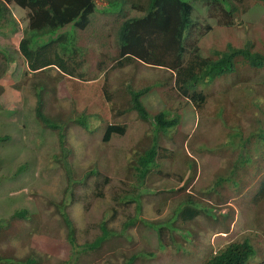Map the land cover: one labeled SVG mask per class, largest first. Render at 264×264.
Segmentation results:
<instances>
[{
	"label": "rangeland",
	"instance_id": "374dc122",
	"mask_svg": "<svg viewBox=\"0 0 264 264\" xmlns=\"http://www.w3.org/2000/svg\"><path fill=\"white\" fill-rule=\"evenodd\" d=\"M194 4V18L203 26L207 24L197 33L202 55L212 57L214 50L225 49L228 43L242 47L249 41L254 44L255 50L264 52V4H243L236 17L241 23L234 26L221 25V16L211 15V7L204 1H194ZM14 10L17 18L21 16L27 19V11L19 7ZM121 10V5H117L115 11ZM130 11L132 13L134 9L130 7ZM101 13L98 10L96 14ZM112 18L103 33L108 34L112 26L120 25L121 21ZM25 26L26 23L19 27L13 25L0 28V57L5 58V62L7 58V72L0 80V84L5 87V93L0 96V136H8L11 140L0 143V175L3 179L0 183V219L22 209L38 217L33 221L20 219V229H16V233L9 231L7 234L11 241L1 240V256L10 255L19 259L27 255L29 249L34 248L46 254L53 264H63L69 260L74 249L68 240V228L62 220L64 207H67L76 224L78 243L93 237L97 229L96 223L103 216L110 219L109 225L120 227V220L113 221L112 214L109 213L110 202L122 186V177L128 172L130 158L135 153L132 150H143L137 148L141 140L151 145L150 140L155 134L150 125L154 124L152 116L162 107L161 110L171 114L170 116H176L177 121H180L173 128V133L158 134V143L165 157H158L160 165L152 168L142 185L144 194L140 215L147 220L146 223H150L139 222L120 238V247L111 249L115 254V258L111 259L112 264H121L125 259L124 254L133 251L139 254L154 253L148 258H139L134 264H202L211 252L219 249V236H226L227 242L249 236L256 250V258L252 263L264 260V196L258 203L255 201L261 181L264 180V163L255 162L254 157V161L240 170V189L232 181H227L225 185L216 187L219 194L206 192V189L214 187L218 174L227 173L226 168H230L229 159L238 155L235 146L231 148L223 145L225 134L232 128L235 130L237 126L245 130L247 136L258 129L254 114L257 108L252 105V96L260 92V89L259 95H264V71L256 72L245 65L236 74L205 87V92L211 98L202 113H198L193 104L181 101L175 94L168 97L169 86H158L142 97L143 103L152 108H149V121L143 120L135 112L115 118L117 94L109 101L103 97L101 102L96 101L90 94V83L97 82L102 86L99 79L106 74L109 64L101 67L98 60L90 63V48L83 51L87 61L82 69L83 74L78 73L81 78L78 86L67 78L62 79L57 83L55 98L48 82L27 73V63L19 49V42L25 35ZM67 28L71 31L76 29L73 25ZM65 30H60L53 37L59 36ZM114 37L117 36H113L111 43L115 42ZM49 39L50 37H46L38 41L46 42ZM87 46L90 47V43ZM191 50L189 48V52ZM110 64L111 69L113 63ZM47 71L54 77L51 69ZM94 71L95 76L90 79ZM33 74L37 73L32 72ZM167 74L168 71L143 62L131 64L112 72L114 90L119 88L116 83L120 78L133 75L136 79L135 88L138 89L145 86L139 87L140 84L163 78ZM34 81L39 90L44 91L45 108L51 116H59L63 128V124H67L68 145L72 148L67 157L71 176H68L65 154L58 138L59 130L46 128L36 119L37 97L32 87ZM226 89L229 90L225 93ZM82 115L86 116L87 126L77 123V120H82ZM257 116H260L259 111ZM117 119L121 124L127 125V133L123 136L115 135L112 142L106 144L102 141V136L108 124L118 122ZM256 139L253 138V141ZM99 158L102 161L99 162ZM22 164L26 165L25 169L20 175H15ZM94 165H97L100 174H92L86 181L80 182L79 178L85 176ZM159 171L168 176L161 175ZM180 176L184 177L181 182ZM105 177L110 178L104 189L106 196L98 198L94 194L99 191L96 183L99 181L102 184ZM181 187H185V192H191L206 204L220 205L217 198L221 194L220 190L231 198L230 205L234 214L229 223V232L220 231L212 226L214 222L209 218L200 217L192 226L197 231L196 239L188 242L185 232L177 228L180 220H175L178 217L175 210H181ZM169 190H175L176 193L168 194ZM169 196L170 199H167ZM137 205L135 202L129 207L120 208L130 209L133 213L137 211ZM57 206L60 210H57ZM223 211L227 212L228 209ZM121 216V213H117L116 219ZM165 222L171 230H175H167L162 241L159 228ZM34 226L41 227L42 233L30 235L29 228Z\"/></svg>",
	"mask_w": 264,
	"mask_h": 264
},
{
	"label": "trees",
	"instance_id": "16d2710c",
	"mask_svg": "<svg viewBox=\"0 0 264 264\" xmlns=\"http://www.w3.org/2000/svg\"><path fill=\"white\" fill-rule=\"evenodd\" d=\"M194 1L198 0H0V28L20 25L13 11L16 7L27 11L26 20L28 23L24 30L25 35L19 44L20 51L28 62L27 73L30 75L31 72L37 73L34 74L35 77L38 76L48 82L55 98L59 81L66 77L72 81L78 77V73L83 74L82 69L87 61L83 51L90 48V63L98 60V65L101 67L103 64H109L106 74L101 79L98 78L102 86H99L97 82L90 83L92 98L101 102L105 97L109 101L114 94H117L118 106L114 109L115 118L119 115L121 117L135 112L147 121L150 119L151 113L143 103L142 97L155 87L169 86V89L166 87L168 97L175 94L181 101L193 104L198 113H202L211 98L205 92V87L224 79L228 74L238 70L240 66L247 65L256 72L264 71V52L255 50L254 44L250 41L242 47L228 44L224 50H215L212 57L201 55L197 33L198 30L204 29L207 24L203 26L197 18H194L196 9ZM202 1L211 7V15L221 16L219 23L224 26H234L241 23L236 17L241 11V6H244L243 4H264V0ZM12 5L16 7L11 8ZM117 5H121V12L115 11ZM127 5H130L136 13H131L126 8ZM98 10H101L102 13L96 14ZM94 14L96 16H93ZM108 16L115 17V20H119L121 23L119 26H112L109 30L111 32L105 34L103 31L113 19ZM70 25L75 26L76 29L71 31L67 28ZM197 25L200 26L197 27ZM65 28L63 33L53 37ZM79 30L83 33L80 34ZM113 36L117 37H114L115 42L111 43ZM46 37H50V39L46 42L38 41V39ZM184 39H186L185 44ZM89 43L90 47L87 46ZM189 48L192 51L188 54ZM4 59L0 57V80L7 72V58L6 62ZM138 62L164 69L168 71V74L164 75L163 78L140 84L139 87L145 86L138 89L135 88L136 79L133 75L120 78L117 79L118 82L116 83L119 88L114 90L112 72L131 64L136 65ZM110 63H113L111 69ZM48 69H51L54 77H51ZM95 73V71L92 72L93 76L90 79L95 76ZM34 87L37 96L35 106L37 120L46 128L59 130L57 131L58 138L65 154L68 176H71V167L67 165L68 153L72 151L68 145L67 124H63V128L59 116L57 118L51 116L45 108L43 89L39 90L35 83ZM82 87L84 89V86ZM228 90L226 89L225 93ZM260 92L252 96V105L257 108L254 113L258 126L257 131L247 136L245 130L237 126L235 130L232 128L225 134L226 138L223 145L231 148L235 146L238 155L229 159L230 168H226L227 173L218 174L214 180V187L206 189L207 193L213 191L219 194L216 187L221 186V184L225 185L227 181H232L240 189L242 183L240 170L250 164L252 160L254 161V157L255 162L262 161L264 163V95H259ZM4 93L5 87L0 84V96ZM258 111L260 112L259 117L257 116ZM170 115L160 111L152 116L155 125L152 123L150 125L153 130L157 131L156 133H173V128L178 126L180 120L177 121L176 116ZM81 118L82 120H77V123L87 126L86 116L82 115ZM118 122L108 124L102 137L104 143L112 142L115 135H126L127 125ZM153 137L150 140V146L149 142L145 143L142 140L137 144V148L143 149L142 151L132 150L135 153L130 158L128 172L122 177V186L119 187L118 192L114 194L110 202L109 213L112 214L113 221L118 222L120 220V227L109 225L110 219L103 216L96 223L97 229L93 237L91 239L86 238L83 243H78L76 224L69 215L67 207L63 208L62 220L68 228V240L74 249L70 259L63 264H112L111 259L115 258V254L111 252V249L113 247L116 250L120 247V238L129 233V229L137 226L139 222L150 223H146L147 220L140 215L141 199L144 194L142 185H144L152 168L160 165L157 161L158 157H165L164 152H161L156 135ZM255 137L257 139L253 141ZM4 141L11 140L8 136H0V143ZM57 160L59 159L57 158ZM100 161H102L101 158H99ZM25 167V164L20 165L15 175H20ZM159 173L168 176L162 171ZM92 174H100L97 165L91 167L85 176L79 178L80 182L81 180L86 181ZM179 178L180 182L184 180L183 176ZM1 180H3L2 175H0V183ZM109 182L110 178L105 177L102 184L99 181L96 183V189L99 191L94 192V194L98 198L106 196L104 189ZM260 186L259 192L255 196L257 203L264 196V180L261 181ZM181 189L183 191V195H180L183 197L180 201L181 210H175V214H178L175 220H180L177 228L185 232L188 242L196 239L197 231L192 226L197 223L200 217L209 218L214 222L213 227L219 228L222 232H229V223L234 214L233 207L230 205L231 198H228L220 190L221 194L217 196L220 205L206 204L198 200L199 198L197 199L191 192H185V187H181ZM167 193L174 194L176 192L169 190ZM73 196L75 197L74 194ZM167 199H170V196ZM135 202L138 203L136 212L132 213L129 211L130 209L123 210L120 208L121 206L129 207ZM160 208H158L159 211H162ZM223 209H228V211L224 212ZM57 210H60L59 206H57ZM117 213H121L120 219H116ZM37 217L38 215L34 216L28 210L22 209L5 219H0V242L2 239L11 241L7 238V234L9 231L16 233V229H20L22 223L20 219L33 221ZM165 223H162L159 228L162 241H164V234L167 230L171 232L175 230H171ZM35 233H42V228L39 226L30 227L29 234L34 235ZM225 240L226 236H219L217 242V245L220 246L219 249L214 253L211 252L202 264H254L252 260L256 258V250L249 236H242L241 239L232 242ZM131 249L134 250L135 248ZM152 255L154 253L139 254L134 251L125 253V259L121 264H134L139 258H148ZM9 256L0 255V264H53L46 254L34 248L29 249L23 258L14 259ZM255 264H264V260Z\"/></svg>",
	"mask_w": 264,
	"mask_h": 264
},
{
	"label": "clouds",
	"instance_id": "9594fccd",
	"mask_svg": "<svg viewBox=\"0 0 264 264\" xmlns=\"http://www.w3.org/2000/svg\"><path fill=\"white\" fill-rule=\"evenodd\" d=\"M126 8L127 9H129V11H130V5H127L126 6ZM14 11V15H15V17H16V19L18 20V22L20 23V24H24V23H26V26H27V23H28V20H26V19H24L23 17H21V16H19V18H17V14H16V11L15 10H13ZM26 11V10H25ZM195 11H196V9H195ZM133 14H135L136 13V11L134 10V12H132ZM194 16V15H193ZM19 19L21 20V21H19ZM20 25H18L17 27H19ZM26 26H25V28H26ZM25 28H24V30H25ZM66 29V28H65ZM62 30H64V29H62ZM24 37V36H23ZM22 40V39H21ZM19 44H20V42H19ZM228 44H232V43H228ZM227 44V45H228ZM226 48H227V46H226ZM225 48V49H226ZM20 49V48H19ZM216 50H218V49H216ZM219 50H222V49H219ZM224 50V49H223ZM192 51V50H191ZM190 51V52H191ZM215 51V50H214ZM189 52V53H190ZM188 53V54H189ZM202 55V54H201ZM189 56V55H188ZM204 56V55H203ZM24 57V56H23ZM204 57H211V56H204ZM25 59V58H24ZM25 61H26V63H27V70H28V62H27V60L25 59ZM245 66V65H244ZM244 66H240L239 68H238V70H236L235 72H233V73H230V74H228V76H225V78L226 77H229V76H231V75H234V74H236L240 69H241V67H244ZM153 67V66H152ZM34 73V72H33ZM31 75H32V72H31ZM34 75V74H33ZM67 76H69V75H67ZM67 79H68V77H66ZM81 80V78H79V77H76L75 79H73L71 82H73V84L75 85V86H77V83L79 82ZM34 83L36 84V81H34L33 82V85H32V87L35 89V87H34ZM36 92V91H35ZM151 92V91H150ZM150 92H148V93H150ZM147 94V93H146ZM37 97V96H36ZM37 102V101H36ZM36 105V104H35ZM148 105H149V103H148ZM145 106L147 107V109L150 111V109H152L150 106L148 107L146 104H145ZM150 108V109H149ZM161 109H163L162 107L161 108H159L158 109V112H160V111H163V110H161ZM160 110V111H159ZM36 114V113H35ZM37 119V118H36ZM144 120V119H143ZM147 121H149V120H147ZM154 132H155V134H154V136L156 135V138L158 139V133H156L157 131H155L154 130ZM160 134V133H159ZM161 134H165V133H161ZM103 137V136H102Z\"/></svg>",
	"mask_w": 264,
	"mask_h": 264
}]
</instances>
